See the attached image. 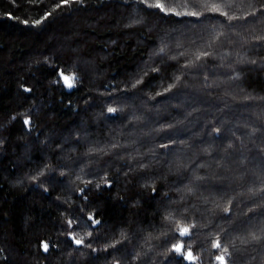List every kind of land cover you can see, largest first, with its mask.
<instances>
[{"label":"trees","instance_id":"16d2710c","mask_svg":"<svg viewBox=\"0 0 264 264\" xmlns=\"http://www.w3.org/2000/svg\"><path fill=\"white\" fill-rule=\"evenodd\" d=\"M260 37L264 0H0V264H264Z\"/></svg>","mask_w":264,"mask_h":264},{"label":"snow or ice","instance_id":"6c2138e0","mask_svg":"<svg viewBox=\"0 0 264 264\" xmlns=\"http://www.w3.org/2000/svg\"><path fill=\"white\" fill-rule=\"evenodd\" d=\"M61 2L64 3V4H66V3H68V0H61ZM152 6H153V5H151V4L149 5V7H152ZM154 6H155V7H159V8H161L162 11L164 10L163 6L160 5L159 3H157V4L154 5ZM221 14H222V15H227V13H221ZM45 18H46V17H45ZM25 23H27V21H25ZM37 23H39V21H37ZM259 39H264V37H260ZM161 51H163V49H161ZM64 79H65L66 82H68L70 78L67 77V76H65ZM68 86L71 87L72 85L69 83ZM108 111H109V112H115L116 109L110 107V108H108ZM25 123L27 124L28 121L26 120ZM217 131H218V129H217ZM162 147H167V145H162ZM260 180H261V188H260V191L264 192V173L261 174ZM189 190H190V189H189ZM225 211H227V209H225ZM96 222L98 223V221H96ZM187 231H188L187 228L182 229L181 232H180V235H185V234L187 233ZM260 232H261V234H262L260 237H258L257 234L253 233V234H251V238H252L253 240H256V239H258V238H264V227H262V228L260 229ZM76 242H77V244L82 243L81 240H77ZM214 247L217 248V249H220V253H219L218 255H216V260L219 261V264H226L225 253H228V248H227V246H226V245H225V246H222L221 243L219 242V240H217V241L215 242V244H214ZM47 249H48V245L45 244V245H44V250L47 251ZM174 250H175L176 252H178V253H181V252H182V245H175V246H174ZM183 254H184V256H185L186 259H194V258L192 257V253H191L190 250H188L187 252H184ZM229 255H230V254H229Z\"/></svg>","mask_w":264,"mask_h":264},{"label":"water","instance_id":"95a60500","mask_svg":"<svg viewBox=\"0 0 264 264\" xmlns=\"http://www.w3.org/2000/svg\"><path fill=\"white\" fill-rule=\"evenodd\" d=\"M59 78L61 79V81L66 82L65 79H64V76H62L60 73H59ZM66 83H67V84H66V90H67V91H70L71 87L68 86L69 82H66ZM76 245H77V246H80L81 243H80V244H77V243H76ZM185 259H186V258H185ZM186 260H187V261H191V259H186Z\"/></svg>","mask_w":264,"mask_h":264},{"label":"bare ground","instance_id":"6f19581e","mask_svg":"<svg viewBox=\"0 0 264 264\" xmlns=\"http://www.w3.org/2000/svg\"><path fill=\"white\" fill-rule=\"evenodd\" d=\"M191 261H192V259H191Z\"/></svg>","mask_w":264,"mask_h":264}]
</instances>
